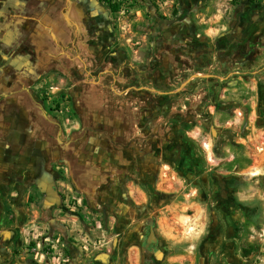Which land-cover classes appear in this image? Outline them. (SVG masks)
Returning <instances> with one entry per match:
<instances>
[{
  "label": "rangeland",
  "instance_id": "rangeland-1",
  "mask_svg": "<svg viewBox=\"0 0 264 264\" xmlns=\"http://www.w3.org/2000/svg\"><path fill=\"white\" fill-rule=\"evenodd\" d=\"M120 1L112 13L99 0H0V90L31 84L64 137L90 126L93 89L138 123L133 160L100 150L118 195L86 222L110 244L76 264H264V0ZM73 19L74 34L54 33ZM39 241H23L13 264H74L73 235Z\"/></svg>",
  "mask_w": 264,
  "mask_h": 264
},
{
  "label": "crops",
  "instance_id": "crops-1",
  "mask_svg": "<svg viewBox=\"0 0 264 264\" xmlns=\"http://www.w3.org/2000/svg\"><path fill=\"white\" fill-rule=\"evenodd\" d=\"M70 11L74 17V10ZM52 26L55 34H62L65 28L74 34V19L54 21ZM72 82L70 91L74 92V76ZM33 83L37 84L38 80ZM33 88L31 84L10 82L0 90V264H13L12 252L23 241H50L55 246L61 237L69 235L77 240L74 247L66 246L71 261L86 263L91 256L82 257L78 251L108 249L111 235L101 230L97 222L91 227L86 219L91 215L92 220L101 218L98 209L107 199L118 195L114 189L118 184L116 172L99 163L100 150L115 152L125 148L130 161L133 160L141 147L138 123L136 119L123 121L93 89L92 99L88 97L85 101V120L90 126L83 125L81 130L64 137L51 131L55 123L43 105L30 97ZM16 93L22 94V98H16ZM122 107L130 114L137 111L136 104L124 103ZM81 121L85 123L84 117ZM124 122L130 127L128 131L123 130ZM85 136H90L91 144L84 147L78 141ZM97 138L100 142L96 144ZM117 140L123 142L117 144ZM126 188L128 197H141H136V181H129ZM71 191L79 194L88 206L83 217L69 209ZM101 239L103 246L94 247Z\"/></svg>",
  "mask_w": 264,
  "mask_h": 264
},
{
  "label": "built area",
  "instance_id": "built-area-1",
  "mask_svg": "<svg viewBox=\"0 0 264 264\" xmlns=\"http://www.w3.org/2000/svg\"><path fill=\"white\" fill-rule=\"evenodd\" d=\"M69 196H70V200L68 203L69 209H72V211H76L79 207L82 206L83 198L79 194L72 192V191L70 192ZM99 228H100V226H99ZM102 246H103V242L101 240L94 244V247H96V248H99ZM56 260L58 262H60V260H61L63 263H67V261H68V259H60V258H56Z\"/></svg>",
  "mask_w": 264,
  "mask_h": 264
},
{
  "label": "trees",
  "instance_id": "trees-1",
  "mask_svg": "<svg viewBox=\"0 0 264 264\" xmlns=\"http://www.w3.org/2000/svg\"><path fill=\"white\" fill-rule=\"evenodd\" d=\"M100 2L104 3L110 12L112 13H117L120 11L122 7L125 6L126 2L125 1H120V0H99ZM131 1H143V2H149L152 4L153 7L157 8V2L158 1H163V0H131Z\"/></svg>",
  "mask_w": 264,
  "mask_h": 264
}]
</instances>
